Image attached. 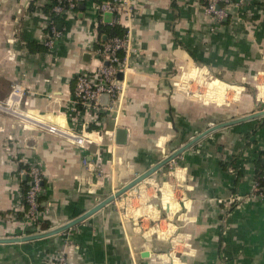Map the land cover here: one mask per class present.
Masks as SVG:
<instances>
[{
    "label": "crops",
    "instance_id": "0c3cea01",
    "mask_svg": "<svg viewBox=\"0 0 264 264\" xmlns=\"http://www.w3.org/2000/svg\"><path fill=\"white\" fill-rule=\"evenodd\" d=\"M100 1L58 17L47 47L54 0H0V264H264V194L253 191L264 171V114H254L264 110V0L230 5L220 21L205 0H127L131 16L117 23L127 68L97 115L73 89L103 59L97 25L113 16ZM29 164L44 179L34 221Z\"/></svg>",
    "mask_w": 264,
    "mask_h": 264
},
{
    "label": "built area",
    "instance_id": "2783aa9c",
    "mask_svg": "<svg viewBox=\"0 0 264 264\" xmlns=\"http://www.w3.org/2000/svg\"><path fill=\"white\" fill-rule=\"evenodd\" d=\"M206 13L213 15L217 20L227 16L228 6H237L241 0H205ZM79 0H55L51 6V12L54 17H64L74 11ZM99 12L111 13L113 18L110 25L117 24L122 16L126 18L131 16V9L127 0H101L98 5ZM59 30L54 19H48V37L44 44L52 47L54 41L60 37ZM127 33L121 36H113L102 43L99 53L103 57L96 69L92 73L81 72L77 75L73 89L74 102L84 109H91L95 114L101 110L98 107L97 99L102 94H108L111 100L115 99L120 89L117 74L123 73L127 68L126 60L120 57L119 53L128 51ZM106 63V64H104ZM19 86L15 85L11 90L12 99H16L19 94ZM50 131H56L54 127H47ZM76 143H81L83 138L79 135H71ZM28 177V186L23 193L25 202V217L30 220H37L40 216L39 195L42 191V173L38 165L29 164L26 169H22ZM264 174V171H263ZM254 195H263L264 189L258 186L257 182L253 184ZM63 257H55L49 264H63Z\"/></svg>",
    "mask_w": 264,
    "mask_h": 264
},
{
    "label": "water",
    "instance_id": "95a60500",
    "mask_svg": "<svg viewBox=\"0 0 264 264\" xmlns=\"http://www.w3.org/2000/svg\"><path fill=\"white\" fill-rule=\"evenodd\" d=\"M110 15H111V13H109V16ZM104 64H106V63H104ZM119 76H120V74L118 73L117 74V77H119ZM101 95H106V94H101ZM254 114L255 115L264 114V110L258 111V112L254 113ZM240 120L241 119H236L234 122H237V121H240ZM221 125H223V123L222 124H219L217 126H221ZM212 128H214V127H212ZM124 135H125L124 130L119 129L118 131H116V141L118 143H121L124 140ZM188 144H190V143H188ZM173 156L170 155L164 161L158 163V165H155V166L151 167L150 169L144 171L141 175H139L138 177H136L135 179H133L132 181H130L128 184H126V185L122 186L121 188H119L115 193H113L110 196H108L105 200H103L101 203H99V205H96L93 209H91L89 212H87L84 216L92 213V211H95L97 208H99L103 204L108 203L109 201H111L112 199H114L115 196H117L118 194L122 193L123 191H125L126 189H128L129 187H131L133 184L137 183L138 181H140L141 179H143L144 177H146L148 174H150L152 171H154L159 165H161L162 163L168 161ZM84 216H82V217H84ZM69 225H65V226H63L61 228H58L56 230H49V231L42 232V233H36V235H31L30 237H23V238H20V239L19 238H16V239H12V240H23V239H26V238H38V237L50 235V234H53L55 232L62 231L64 229H66ZM142 255H147V253L144 252Z\"/></svg>",
    "mask_w": 264,
    "mask_h": 264
},
{
    "label": "trees",
    "instance_id": "16d2710c",
    "mask_svg": "<svg viewBox=\"0 0 264 264\" xmlns=\"http://www.w3.org/2000/svg\"><path fill=\"white\" fill-rule=\"evenodd\" d=\"M54 2H55V0H54ZM204 2H205V4H204V6H205L206 5V1H203V3ZM76 8H77V6H76ZM49 17H51L52 19H54L55 22H56V24L59 23V22L61 23V21L59 20L60 18L58 19V17H54L53 16V14L51 12V7H50V10H49ZM97 30H98V35L100 37V40L99 41L101 43H103L104 41L108 40L109 38H111L113 36H121L126 31L125 28L121 27L119 24L106 25V24H103L101 22L98 23ZM102 35H104L106 37V40H104V41H103V39L101 40ZM101 47H102V45L101 46L100 45L98 46V48H100V49H101ZM254 181L257 182L258 186H260L262 189H264V174H263L262 171L256 172ZM25 182H28V177L25 180ZM43 183H44V179L42 177V187H43ZM263 193H264V191H263ZM38 224H40V229H42V230L48 228V223L45 222V221H41V222L38 221Z\"/></svg>",
    "mask_w": 264,
    "mask_h": 264
}]
</instances>
